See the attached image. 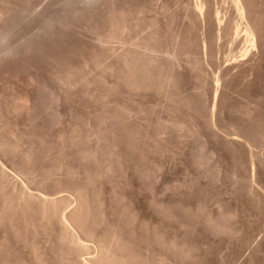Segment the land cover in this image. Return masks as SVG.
<instances>
[{
	"label": "bare ground",
	"instance_id": "obj_1",
	"mask_svg": "<svg viewBox=\"0 0 264 264\" xmlns=\"http://www.w3.org/2000/svg\"><path fill=\"white\" fill-rule=\"evenodd\" d=\"M263 239L264 0H0V264Z\"/></svg>",
	"mask_w": 264,
	"mask_h": 264
},
{
	"label": "rangeland",
	"instance_id": "obj_2",
	"mask_svg": "<svg viewBox=\"0 0 264 264\" xmlns=\"http://www.w3.org/2000/svg\"><path fill=\"white\" fill-rule=\"evenodd\" d=\"M246 232L250 237H253L250 229L246 227ZM253 239V238H252ZM254 240V239H253ZM252 240V241H253ZM233 242L230 246L232 248L229 252H224L221 256H210L208 263L211 264H264V239L253 247V242ZM252 248L251 251L246 254L239 253V249Z\"/></svg>",
	"mask_w": 264,
	"mask_h": 264
}]
</instances>
